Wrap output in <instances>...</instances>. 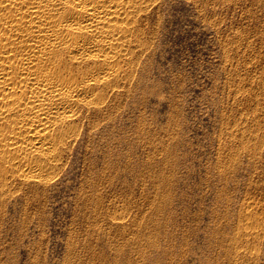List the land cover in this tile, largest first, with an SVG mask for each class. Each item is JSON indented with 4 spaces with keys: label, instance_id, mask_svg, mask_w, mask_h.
Masks as SVG:
<instances>
[{
    "label": "rangeland",
    "instance_id": "obj_1",
    "mask_svg": "<svg viewBox=\"0 0 264 264\" xmlns=\"http://www.w3.org/2000/svg\"><path fill=\"white\" fill-rule=\"evenodd\" d=\"M145 16L122 92L47 182L0 176V264H264V0Z\"/></svg>",
    "mask_w": 264,
    "mask_h": 264
},
{
    "label": "bare ground",
    "instance_id": "obj_2",
    "mask_svg": "<svg viewBox=\"0 0 264 264\" xmlns=\"http://www.w3.org/2000/svg\"><path fill=\"white\" fill-rule=\"evenodd\" d=\"M155 2L0 0L1 183L47 182L122 92Z\"/></svg>",
    "mask_w": 264,
    "mask_h": 264
}]
</instances>
